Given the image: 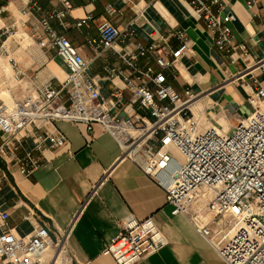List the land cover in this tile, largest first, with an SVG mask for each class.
I'll return each instance as SVG.
<instances>
[{
	"label": "built area",
	"instance_id": "obj_1",
	"mask_svg": "<svg viewBox=\"0 0 264 264\" xmlns=\"http://www.w3.org/2000/svg\"><path fill=\"white\" fill-rule=\"evenodd\" d=\"M48 1L30 0L22 9V16L36 19L34 27L24 36L39 48L54 49L69 73L59 88L49 82L37 93L13 104L0 100V134L3 136L0 160L7 168L17 166L19 173L28 177L41 167L45 152L66 146L67 138L63 133L55 128L44 130L45 126L57 121L81 123L92 132L93 125L100 124L119 143L122 158L132 160L156 183H161L160 176L172 163L177 165L172 182L165 187L171 214L188 218L224 262L264 264V87L253 80L249 102L254 111L233 132L226 134L215 126L204 127L201 116L195 115L191 108L197 99L191 87L185 88L182 98L167 82L165 74L190 53L192 42L186 32L178 30L168 36H158L148 46L133 48L127 44L132 31L120 30L105 21L98 28V40L91 43L97 49L113 52L125 66L124 69L105 68L104 78L114 87L109 99L114 102L112 106L120 104L121 89L115 85L120 81L131 92V102L142 110V114L126 112L125 118L115 117L102 98L97 81L88 73L90 62L51 24L54 19L63 24L72 9L71 2L58 0L64 9L56 11L43 7ZM226 4V0H189L194 16L203 21L219 50L230 55L239 50L241 55L247 56L244 45L233 44L228 24L234 16L224 15ZM255 4L254 0L247 2L251 9ZM113 10L110 6L109 11ZM90 20L92 16L87 15L77 26ZM17 23L1 30L0 36L4 38L12 31L13 38L22 35ZM171 37L178 42L175 48L170 45ZM8 40L9 37L3 39L0 45V55L7 57L10 55ZM8 63L14 70V78L20 81L24 71L13 58H9ZM255 68L264 73V61L258 60L246 69ZM30 129L34 146L19 157L14 150L22 146ZM101 182L92 187L80 211L96 194ZM204 198H208L206 209L212 215L211 220H206L202 212L192 213L195 204ZM1 217L3 221L8 219L7 214ZM211 223L215 225L214 230ZM67 233L68 230L54 241L45 227L36 228L29 238L17 237L6 230L0 235V264H42L46 253H56L59 249L64 250L67 264H75L67 250ZM167 244L151 217L140 220L129 214L120 222L119 234L107 245L103 255L111 256L116 264H137L154 256Z\"/></svg>",
	"mask_w": 264,
	"mask_h": 264
},
{
	"label": "crops",
	"instance_id": "obj_2",
	"mask_svg": "<svg viewBox=\"0 0 264 264\" xmlns=\"http://www.w3.org/2000/svg\"><path fill=\"white\" fill-rule=\"evenodd\" d=\"M29 1L0 0V33L14 22L22 28V35L8 45L9 57L0 55V68L5 70L0 87H11L15 83L14 87L18 89L7 91L14 102L37 93L49 82L59 88L69 73L54 49L39 48L30 41L24 44L27 41L24 34L36 24L35 17L21 14ZM69 1L72 9L63 24L57 19L51 24L90 62L88 73L97 81L101 96L115 117L125 118L126 112L142 114V110L131 102V92L120 81L115 82L121 89L120 104L112 106L114 102L109 99L114 87L104 78L105 68L124 69L125 66L113 52L97 49L91 43L98 40V28L105 21L120 30L132 31L127 44L133 48L148 46L158 36H168L178 30L186 32L192 42L191 51L183 56L176 68L166 70L165 74L167 82L182 98L185 88L191 87L197 96L196 109L192 110L201 116L202 126H215L228 134L254 111L249 102L253 80L264 87V73L258 68H246L258 60L264 61V0H254L256 4L252 9L247 6L251 0H226L224 15L231 13L234 16L228 24L233 44L244 45L247 56L241 55L239 50L233 55L219 50L203 21L194 16L189 0ZM110 6L114 9L111 12ZM43 7L56 11L64 9L58 0L45 2ZM87 15H91L92 20L78 27V22ZM3 39L0 36V45ZM169 42L172 48L178 45L174 37ZM9 58H13L25 73L20 81L14 78ZM154 67L159 69L156 64ZM53 128L66 136V146L45 152L41 167L30 176L23 177L17 166L7 168L0 160V235L10 230L17 237L29 238L36 228L45 227L57 241L68 230L67 250L75 264L87 261L116 264L111 256L103 255V251L119 234L120 222L132 214L140 220L151 217L168 241L157 254L137 264H227L188 218L172 216L165 187L172 182L176 164L172 163L160 176L161 183L158 184L132 160L122 158L119 143L100 124H94L92 132H88L85 124L57 121L45 126L44 130L53 131ZM32 132L30 129L22 146L14 150L17 156L21 157L33 148ZM2 141L0 134V144ZM174 156L180 159L178 154L174 153ZM99 182L96 194L80 211L92 187ZM207 204L208 198L200 199L192 213L202 212L206 220H211ZM2 214L8 215L6 221L2 220ZM210 227L215 229L213 223ZM49 252L43 256L42 264H53L54 252L52 255Z\"/></svg>",
	"mask_w": 264,
	"mask_h": 264
},
{
	"label": "rangeland",
	"instance_id": "obj_3",
	"mask_svg": "<svg viewBox=\"0 0 264 264\" xmlns=\"http://www.w3.org/2000/svg\"><path fill=\"white\" fill-rule=\"evenodd\" d=\"M12 34H14V31H12V32H10L9 34H7L5 37H4V39H7L8 37H9V40L7 41V45H10V43H11V40L13 39H17L16 37H11V35ZM19 34H21V33H19ZM24 39H27L26 38V36H25V38ZM19 41V40H18ZM28 42V40L26 41V42H24V44L25 43H27ZM4 75H5V70H2L1 68H0V85H2V83H3V81L4 80H2V79H4ZM7 84V83H6ZM15 86V83L13 82L12 84H11V87H5V88H1L0 87V100H2L3 102H5V103H9L10 102V100H8V98H11L12 99V103L11 104H13V102H14V99L12 98V97H9V92H7V91H10V90H12L13 92L16 90V89H18V88H15L14 87ZM17 101V100H16ZM58 251H60V253L62 252V251H64V250H62V249H59ZM49 254H53V252H49ZM55 254V253H54ZM65 255V254H64ZM54 256V255H53Z\"/></svg>",
	"mask_w": 264,
	"mask_h": 264
},
{
	"label": "bare ground",
	"instance_id": "obj_4",
	"mask_svg": "<svg viewBox=\"0 0 264 264\" xmlns=\"http://www.w3.org/2000/svg\"><path fill=\"white\" fill-rule=\"evenodd\" d=\"M10 100L9 104L12 103V99L8 98ZM196 103H193L191 108L196 109ZM56 253L54 254V262L53 264H67L66 262V257L64 255V251L60 253V251H55Z\"/></svg>",
	"mask_w": 264,
	"mask_h": 264
}]
</instances>
